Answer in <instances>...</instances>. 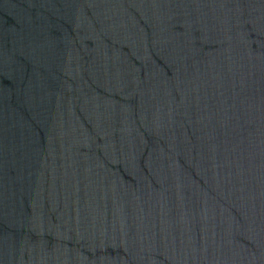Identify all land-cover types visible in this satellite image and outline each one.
Returning <instances> with one entry per match:
<instances>
[{
  "label": "water",
  "instance_id": "obj_1",
  "mask_svg": "<svg viewBox=\"0 0 264 264\" xmlns=\"http://www.w3.org/2000/svg\"><path fill=\"white\" fill-rule=\"evenodd\" d=\"M0 264H264V0H0Z\"/></svg>",
  "mask_w": 264,
  "mask_h": 264
}]
</instances>
